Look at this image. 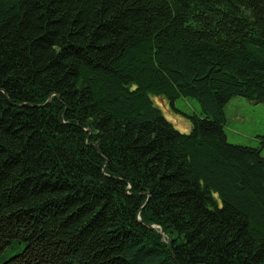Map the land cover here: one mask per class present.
Returning <instances> with one entry per match:
<instances>
[{
    "label": "trees",
    "instance_id": "trees-1",
    "mask_svg": "<svg viewBox=\"0 0 264 264\" xmlns=\"http://www.w3.org/2000/svg\"><path fill=\"white\" fill-rule=\"evenodd\" d=\"M233 97L264 102V0H0V264H264Z\"/></svg>",
    "mask_w": 264,
    "mask_h": 264
},
{
    "label": "rangeland",
    "instance_id": "rangeland-1",
    "mask_svg": "<svg viewBox=\"0 0 264 264\" xmlns=\"http://www.w3.org/2000/svg\"><path fill=\"white\" fill-rule=\"evenodd\" d=\"M151 100L164 118L182 134H188L191 131L190 116L203 117L199 105L193 99L179 97L172 105L162 96H152ZM224 116V132L227 141L230 144L260 147L264 158V145L261 144V137L264 136V102L254 104L243 97H233L225 106ZM16 252L17 250L8 252L5 257Z\"/></svg>",
    "mask_w": 264,
    "mask_h": 264
},
{
    "label": "water",
    "instance_id": "water-1",
    "mask_svg": "<svg viewBox=\"0 0 264 264\" xmlns=\"http://www.w3.org/2000/svg\"><path fill=\"white\" fill-rule=\"evenodd\" d=\"M151 228H153V226Z\"/></svg>",
    "mask_w": 264,
    "mask_h": 264
}]
</instances>
